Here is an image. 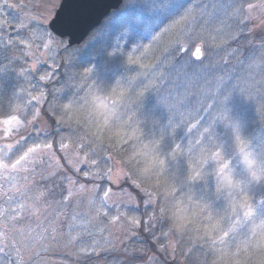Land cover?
I'll return each mask as SVG.
<instances>
[{"label": "trees", "instance_id": "1", "mask_svg": "<svg viewBox=\"0 0 264 264\" xmlns=\"http://www.w3.org/2000/svg\"><path fill=\"white\" fill-rule=\"evenodd\" d=\"M24 1L11 0L18 5ZM254 1L122 0L121 7L105 18L81 45L69 47V62L64 53L54 57L60 67L54 69L55 76L50 83L43 82L40 85L45 92V101L40 104L41 114L37 123L47 124L45 131L53 141L56 155L61 159L62 153L58 147L60 136L55 131L57 127L60 128V134L66 137L64 142L72 144L73 149L80 143L85 145L80 155L89 153L87 165L92 167V171L98 170L103 176L109 166L116 163L124 172L130 173V181L124 180L123 188L130 191L139 203L137 207L122 210V213L126 218L140 219L141 225L138 228L131 227L137 234V240L120 249H110L105 245L104 239L107 237L102 226L106 228L109 217L101 216L92 222L89 226L91 236L82 231L77 236V230L69 232L67 225L76 211L86 210V201H82L77 208L73 200L65 210L56 201L61 200L67 194L66 191L61 193L54 190L49 212H67V217L60 215L62 227L57 233H63L61 241L67 249L52 255L46 254V264H140L151 255L160 258L162 264H211V255L205 247L191 245L189 251V244L183 240L176 244L173 251L179 260L173 261L160 254L159 248L163 246L166 249L168 243L171 245L174 234L168 237L162 235L167 231L168 224L158 214L159 197L154 204L151 193L136 182L131 166L121 163L123 156L130 151L131 142L116 144L113 140L111 144L114 147L102 143L98 148H93L94 140L86 142L80 139L85 129L77 120L83 119V115L72 109L65 113L62 106L77 108L82 105L91 88L107 89L116 84L126 87L132 106L122 118L134 113L132 123L138 125L144 140L157 145V150L167 160L166 174L180 184L178 195L184 193L185 197H193L190 205L193 211H199L197 202L210 201L218 213L224 212L226 202L216 192L211 174L213 161L205 165L203 172L194 171V178L190 181L187 177L190 163H195L196 158L205 152L219 153L235 166L234 142L237 136L247 142L250 151L264 158V94L260 93L264 91V84L259 82L258 87L244 84V80L253 77L257 71L255 67L264 64V38L259 33L253 37L249 33L251 22L246 11ZM9 10L15 15L14 10ZM5 14L0 9V18ZM191 22L193 30L190 29ZM9 29V35H12L14 30L11 27ZM187 31H192V34ZM62 43L68 47L66 40H62ZM197 45H201L203 57L195 62L191 55ZM4 55L11 53L0 48V61L7 64L6 59L2 60ZM20 66L17 63L16 67ZM87 69L92 71L86 74ZM46 70L43 67L41 71ZM260 71L259 76H264V70ZM0 87V116H6L16 104L21 105L22 109L27 107L28 97L20 89L28 85L22 77L17 78L15 72L6 70L0 78ZM225 102L230 104L227 113L222 109L218 111ZM50 105L56 107L55 112L50 111ZM26 112L21 110L17 114L23 120ZM60 116L64 120L57 125ZM233 124L241 126L231 130ZM15 135L11 136L9 144L14 141ZM25 137L34 139L36 135L24 136L8 152L0 148L1 167L12 165L21 158L16 146L25 144ZM92 161L96 162L95 166ZM42 170L45 175L48 173V169ZM237 174L242 175V172L238 170ZM132 182L150 195L145 196L135 189ZM37 183L52 186V181L41 178ZM95 183L103 188L109 187L105 178ZM245 185V191L255 204L256 214L264 216V183L255 185L245 181ZM8 194L12 197L14 192ZM147 199L152 202V206L145 205ZM114 210L111 215L117 214ZM153 213L156 218L149 223L148 218ZM36 222L33 218L31 223ZM149 227L151 230L146 231ZM73 236L77 237L76 240L69 243ZM245 237L246 232L241 229L239 239ZM93 240L100 241L101 247L93 245ZM230 243L234 246L237 238H230ZM82 248L86 251H81ZM93 248L95 251H92ZM134 249L140 252L131 253ZM0 258L9 264H18L15 256L1 250Z\"/></svg>", "mask_w": 264, "mask_h": 264}, {"label": "clouds", "instance_id": "2", "mask_svg": "<svg viewBox=\"0 0 264 264\" xmlns=\"http://www.w3.org/2000/svg\"><path fill=\"white\" fill-rule=\"evenodd\" d=\"M68 106L83 115V119L77 120L85 129L80 139L94 140L93 148L102 143L114 147L113 140L116 144L131 142L121 163L131 166L136 182L151 193L154 204L159 197L158 214L167 221L166 233L174 234L170 244L183 240L189 244V251L191 245H201L211 255V264H264V216L256 214L252 197L245 191V181L264 183V158L250 151L242 137L237 136L234 142L235 166L221 154L207 152L190 163L189 181L194 178V171L203 172L210 160L214 162L211 174L215 189L226 202V210L220 213L210 201L197 202L196 212L190 206L191 195H178L180 184L166 174L167 160L157 145L144 140L138 125L132 123L134 113L122 118L132 106L126 87L116 84L107 89L91 88L82 105ZM59 119L63 121L64 117ZM238 170L242 175L237 174ZM241 229L246 232L243 240L239 239ZM232 237L237 238L234 246L230 243Z\"/></svg>", "mask_w": 264, "mask_h": 264}, {"label": "snow or ice", "instance_id": "3", "mask_svg": "<svg viewBox=\"0 0 264 264\" xmlns=\"http://www.w3.org/2000/svg\"><path fill=\"white\" fill-rule=\"evenodd\" d=\"M5 6L10 9L22 7V5L12 3L11 0H0V7ZM63 6V0L59 8H54L51 5L46 6L45 0H33L26 7H30L38 15L26 14L20 19L15 25L17 31L14 36L9 35V21L7 19L0 20V48L4 52L11 53V55H4L2 57V60H7V64L0 61V78H2L6 70L15 72L17 78L22 77L28 87L21 88L20 92L28 97L27 107L31 109L30 120H22L17 114L21 110L27 111V109H22L19 104L14 105L13 109L6 116H0V137L8 138L12 135L13 129L19 132L22 127L29 124L37 130L34 139L25 137V144H17L16 146L21 156L17 161V165L23 168V180L25 183L17 184L15 187V191L21 196V202L18 204L17 209L13 211L15 212V219L18 222L26 223L29 232L35 230L30 227L33 218L38 222L37 227H43V231L38 236L39 240L47 239L45 233L50 229L51 233H53L52 240L55 241L58 229L62 227L59 223L60 215L67 217L66 211L55 214L49 212L52 197L55 195L54 190H59L61 193L66 191L67 194L63 195L61 200L56 201L57 204L63 205L65 210L73 200H75L77 208L80 207L82 201L86 200V204L84 205L86 210L76 211L67 226L70 230H77V236L81 231L91 236L92 232L89 226L94 220L103 216L109 217L111 222H117L122 217H125V214H121L117 210L116 215H111L112 209L116 208V204L113 202L114 194L111 187L101 188L98 183H92L89 186L87 182L106 178L111 183L119 186L121 179L130 181V173L124 172L123 169L118 170L116 173H113L112 169H108L103 176L100 175L98 170L95 172L82 170L81 165L87 164L89 156V153H84L83 156L80 155L85 145L80 143L76 149H73L72 144L64 142L66 137L60 134V128L57 127L55 131L60 136L58 142L59 151L64 154L63 158L68 166L65 168L54 151V144L48 138V133L44 128L36 127L37 118L41 114L40 109H33L30 105L33 102L43 104L45 92L41 90L40 84L34 81L38 79V81H42L45 84L52 81L55 76L54 69L60 67V65L56 64L54 58L56 55L64 53L66 60L68 62L70 60L69 47L71 45L65 47L62 39L57 40L59 36L51 27L54 22H58L60 10ZM51 11H54L55 14L50 22H46V16ZM16 53L19 54L17 55ZM196 54H199V49H197ZM17 63L21 65L19 68L16 67ZM41 64L48 65V68L52 70L41 71L39 67ZM91 71L92 69H87L86 74ZM0 91H2V87H0ZM62 108L65 113L71 110L68 105H63ZM55 110L56 107L50 105V111L55 112ZM61 122L62 120L58 118L57 125L61 124ZM42 133L43 138H41ZM44 156H47L51 163L47 165L48 173L45 175L44 172H41L40 176L42 180L52 181L51 187L47 184H38L34 179L29 182V177L37 174L35 165ZM95 163V161H92L93 166H95ZM52 169H55V171H52ZM68 169L73 174H69ZM81 173L83 174L82 176ZM196 174L198 175V173ZM80 177H83V180ZM52 178H55V180ZM132 186L145 196L150 195L146 191H141L138 184L132 182ZM122 192L127 195L129 202H135V197L130 191H123L122 189ZM24 197H27V199L25 200ZM145 205L152 206V202L147 199L145 200ZM45 213H48V215H44ZM155 218V213H153L151 218H148L149 223ZM127 219L131 225L137 228L141 225V220L136 217H127ZM150 230L151 227L146 229V231ZM60 234L62 235L63 233ZM162 235L168 237L166 232L162 233ZM76 238V236H73L69 240V243L75 241ZM92 244L96 247H101L98 240H93ZM171 247L175 251L176 245L171 244ZM81 251H86V249L82 248ZM92 251H95V248ZM159 251L164 252V247L161 246ZM152 260H154V257H149V261ZM0 264H9V262L0 258ZM19 264H24L23 257H21Z\"/></svg>", "mask_w": 264, "mask_h": 264}, {"label": "rangeland", "instance_id": "4", "mask_svg": "<svg viewBox=\"0 0 264 264\" xmlns=\"http://www.w3.org/2000/svg\"><path fill=\"white\" fill-rule=\"evenodd\" d=\"M59 1L60 0H45V4H46V6L51 5L54 8H57ZM32 2H33V0H25L24 2H22L20 4V5H22V7L17 8V9H12V10H14L15 15H13L11 13V10H9L10 8H7L6 6L0 7L2 12L6 13L5 15H2L1 18H2V20L7 19L9 21L10 27L14 30V32L12 34L13 36L15 35V33L17 31V29L15 28V25H16L18 19L19 20L22 19L26 14L38 15V13L33 11L30 7H26V6L30 5ZM247 8H248L246 11L247 17L249 18V20L251 22V26L249 27V33H251L252 37L255 36L257 33H259L264 38V0H256V1H254V3L250 4ZM53 13H54V11H51L50 13L47 14L46 22H49L51 20ZM192 22L190 25L191 30H193ZM9 28H8V31L10 32L11 29H9ZM20 31H23V30H20ZM188 34H192V31H189ZM41 50H43V49H41ZM257 59L260 60L261 58L257 57ZM39 67L41 70H43V67H44V69L52 70V69H49L48 65H46V64H41V65H39ZM255 69L257 71H255L253 73V77L248 78V80H244V84H246L247 86L252 87L253 85H256V87H258L259 82L261 84H264L263 74L261 76H259L261 74L260 70H264V64L257 65L255 67ZM95 73H97V72H95ZM252 81H255L256 83H252ZM34 82L39 83L40 85H42V83H43L42 81H38V79ZM260 93L264 94V91L261 90ZM229 105L226 102H225V104H221L219 106L218 111L222 109V111L227 113L226 109H227V107H229ZM30 107L33 109L40 108V104H36L35 102H33V104L30 105ZM25 109H27V112L24 114L23 120H30L31 109L28 107H26ZM19 116L21 118V115H19ZM25 117H28V118H25ZM240 126L238 127V125L233 124L231 126V130L234 128L238 129V128H240ZM36 127L44 128L46 130L47 124L36 123ZM25 132H26V135H24ZM36 132H37V130L35 128H33L31 126V124H29L25 127H22L19 130V132H17L15 129H13L12 135H15V133L22 134V135H15L16 138L14 139L13 142H11V144H9L8 142H9L12 135L8 138L0 137V148H4L6 150V152H8L11 150L10 148L15 146L18 141H21L24 138V136L36 135ZM8 145H10V146H8ZM63 155L64 154L62 153V159L58 155H57V157L60 158V163L62 165H64V167L66 168L68 166H67L66 161L63 158ZM63 160H64V162H63ZM48 163H51V161H49L48 157L47 156L42 157L40 159V161H38L37 164L35 165L37 174L34 176H30L29 182L32 179H34L36 182H38V180L41 178L39 173H41L43 171L42 169H48L47 168ZM81 168L87 169L90 172H95V171H92L90 169L92 167L88 166L87 164L81 165ZM109 169H112L113 173H116L118 170L123 169V168L118 166V164H116V163H112L109 166ZM68 172H69V170H68ZM82 175L83 174L81 173V176ZM23 176H24L23 168L18 166L17 162L12 164V165H7L5 167L0 166V199H2L1 200L2 204H0V250L3 253H6L7 255L15 256V261L16 262L18 261L17 262L18 264H19L21 257L24 258V264H26V263L27 264H46V262H45V258H46L45 255L46 254L52 255L54 253H59L60 251L63 252L67 248L64 247V244L61 241V235L56 234L57 239L55 241H53L52 240L53 233H51V230L49 229V231L45 233V236L47 237V239L39 240L38 236L43 231V227H37V224L31 223L30 227L35 229V230L29 232L27 229L26 223L23 222L22 224H19L20 222H18L15 219V212L13 210L17 209L18 204L21 202V196H20V194H18L15 191V187L17 184L25 183V181L23 180ZM80 179L82 180L83 177H80ZM98 181H99V179L96 181H92L88 185L91 186L92 183H95ZM106 181H107L109 187H111L113 190V194H114L113 202L116 204V208H114L116 210H114V211L118 210V211H120L121 214H123L122 210L134 208V207L138 206V203H139L138 199L135 198L134 203L129 202L127 195H125L122 192V189H123V191H127V189L123 188V183L125 182L123 179H121L119 186L111 183L107 179H106ZM77 187H78V185H77ZM101 188H103V186H101ZM9 192H14V195L12 197H9V194H8ZM24 199L26 200L27 197H24ZM7 214H8V217L5 218V216ZM46 215H48V214H46ZM36 223H38V222H36ZM123 226H125L126 228H124ZM131 227H132V225L129 223V221L126 217H122L117 222H111L110 221L108 223V225L106 226V228H104V226H102L103 230H105L106 237H107L104 239L106 242L105 245H108L107 248L113 249L116 247V249H120L121 246H123V245L133 244L134 240H137V237H135V236H137V234L134 231H132ZM71 231H75V230H69V232H71ZM122 234H123V236L120 239L116 238V236L118 237L119 235H122ZM133 237H135V238L133 239ZM134 252L138 253L140 251H139V249H134L131 253H134ZM160 254L162 256L169 257V259H171L173 261L179 260V258L174 254L172 247H171V245H169V243L166 246V249H164V252H162V253L160 252ZM149 257H154V260L149 261ZM149 257L146 258V260H144V262L140 263V264H162L161 259L156 258L155 255L154 256L151 255ZM173 257H175V258L173 259Z\"/></svg>", "mask_w": 264, "mask_h": 264}, {"label": "water", "instance_id": "5", "mask_svg": "<svg viewBox=\"0 0 264 264\" xmlns=\"http://www.w3.org/2000/svg\"><path fill=\"white\" fill-rule=\"evenodd\" d=\"M120 3L121 0H63L64 6L60 10L58 22H54L51 27L60 37L57 38L68 39V46L80 45L111 10H116L121 5ZM197 49L199 54H196ZM202 57L201 45H197L191 58L196 62Z\"/></svg>", "mask_w": 264, "mask_h": 264}]
</instances>
